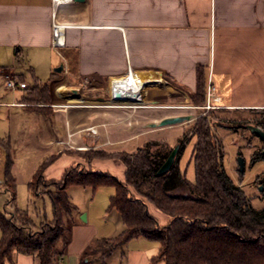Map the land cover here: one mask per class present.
<instances>
[{"label": "crops", "instance_id": "1", "mask_svg": "<svg viewBox=\"0 0 264 264\" xmlns=\"http://www.w3.org/2000/svg\"><path fill=\"white\" fill-rule=\"evenodd\" d=\"M61 1L55 8L53 0H0V90L2 85L5 88L0 96V120L7 124L0 132V146L5 147L2 154L6 151L2 158L5 169L9 161L15 165L17 155L12 148L17 146L28 145L35 152L45 149L51 152L49 158L53 157L54 133L60 135L55 138L59 153L68 146L79 150L127 144L150 127L162 128L156 123L164 118L183 114L197 118L210 110L205 107L209 100L217 109L264 110V0ZM60 66L63 69L58 71ZM199 67L206 74L203 106L191 104ZM129 69L142 77L164 79L157 88L158 99L138 107L98 101L112 99L121 88L120 95H126V78L121 85L117 80ZM54 73L65 81L59 90L62 98L54 97L57 79H53L51 103L41 105L49 107L50 117L40 124L37 112L27 108L30 103L24 102V97L36 81L45 82ZM8 79H14L16 87L10 88ZM84 80L98 82L89 87L94 94L83 92ZM103 86L107 87L104 92ZM10 94V99L3 98ZM69 95L72 97L63 98ZM164 101L170 103L162 104ZM182 101L188 104H180ZM91 127L98 131L93 134ZM24 135L29 138L23 139ZM91 137L93 142H89ZM76 161L73 154H57L45 168V178L60 180L61 165ZM94 166L98 171L115 170L120 177L126 170L119 158H95L87 167ZM251 166L254 169L255 163ZM39 167L27 187L30 193L45 196L48 191L34 193L29 186ZM254 171L252 179H260L264 166ZM12 174L17 182L13 167ZM243 175L235 180L251 200ZM4 180L5 170L0 174V193L12 195ZM74 186L66 191L76 209L64 216L67 240L58 243L55 256L68 264H151L159 242L139 235L122 245L110 244L125 228L119 211L108 208L115 188H92L91 196L85 191L89 198L82 204L72 198L70 187ZM262 201L258 205L253 200V205L259 208ZM158 214L163 222L167 220L166 214ZM0 264L41 262L36 252L14 250L11 256L0 255Z\"/></svg>", "mask_w": 264, "mask_h": 264}, {"label": "trees", "instance_id": "2", "mask_svg": "<svg viewBox=\"0 0 264 264\" xmlns=\"http://www.w3.org/2000/svg\"><path fill=\"white\" fill-rule=\"evenodd\" d=\"M55 78L54 73L45 82L36 81L24 102L51 103L50 84ZM191 102L198 106L206 103V74L202 67L198 68L197 87ZM223 120L224 117L212 114V110L202 113L180 140L181 158L185 149L183 141L196 139L192 153L194 181L182 173L178 161L166 173L157 174L171 150L166 142L156 139L148 140L133 153L97 149L99 154H105L86 157L87 165L97 157L119 158L126 167L122 178L107 171L81 168L84 163L76 161L66 168L60 180L47 179L44 169L55 158L50 157L34 175L38 184L47 183L59 188V192L50 193V197L54 221L61 229L50 234L31 233L29 228L33 222L29 214L16 208V181L12 174L13 164L9 161L4 181L12 190L9 203L16 211L8 214L0 209L1 257L22 250L36 252L41 264H53L58 243L67 240V227L62 226L64 216L76 209L66 190L77 184L94 189L101 186L115 188L108 208L119 211L125 228L114 238L113 245H122L139 235L155 240L160 248L151 264L159 261L164 264H264V204L259 208L254 206L241 183L224 166L221 145L213 131V127ZM248 125H260L264 129V119ZM263 150L264 146L253 153L252 164L264 159ZM238 172L244 174L239 168ZM35 179L29 186L37 193L38 190L33 188ZM261 181L264 182V176ZM182 184L187 191H177ZM151 204L168 215L166 224L151 211ZM20 218L24 219L22 226L18 223ZM10 233L14 236L8 237Z\"/></svg>", "mask_w": 264, "mask_h": 264}, {"label": "rangeland", "instance_id": "3", "mask_svg": "<svg viewBox=\"0 0 264 264\" xmlns=\"http://www.w3.org/2000/svg\"><path fill=\"white\" fill-rule=\"evenodd\" d=\"M57 80L61 82V84L64 86L63 83H65L64 79H61L59 76L56 75ZM84 84L82 86L83 92L87 93L88 95L94 94L93 92L90 93L89 87L92 86L93 84H98V82H93L92 80H84ZM51 87V86H50ZM106 86L102 87V91H106ZM4 86H1L0 90V96H3L5 94L4 91ZM117 95L114 93L112 95V100H118L116 102H122L124 101V95L121 94V89H119ZM120 97H119V95ZM70 96V95H69ZM68 96V97H69ZM126 96V95H125ZM11 94L9 97H3L5 100L10 99ZM71 97V96H70ZM80 97V96H79ZM82 98V97H81ZM83 99V98H82ZM178 99V98H177ZM180 100V98L178 99ZM182 100V99H181ZM115 102V103H116ZM170 102H162V104H167ZM174 103V102H171ZM212 103H214L212 101ZM119 104V103H116ZM146 103H138V105H143ZM151 104V103H147ZM180 104H188L184 103L183 101L180 102ZM193 104V103H191ZM215 104V103H214ZM42 104L40 103H30L27 107L29 110L33 112H37L38 114V122H41L42 120L46 119L45 117L49 118V107H42ZM3 108L0 107V114H2ZM48 110V111H47ZM205 110V109H204ZM212 110V114H215V116H220L224 117L225 120L221 122V124H217L216 126L213 127V131L217 137L218 143L221 145V151L223 153V163L230 175L234 179L237 177L242 176L238 172L239 164H238V155L239 153L245 158V174L243 175V181L246 182V188L247 190L251 193V203H254L260 205L261 201H264V189L260 190L259 186L263 185L264 182L261 181L260 179H252V173L255 172L254 170H257L261 166H264L263 160H259L255 163L254 169L253 166H251V158L256 150H260L264 146V140L261 139L259 136H255L254 132L248 128V124L251 123L254 120L258 119H264V111L262 112H255V111H248V112H243L241 110H226V109H217L216 107ZM187 113V112H183ZM198 115L200 114V109H197L196 112ZM195 113V114H196ZM184 115V114H183ZM191 119L189 121H182L179 123L175 124H168V125H163L160 126L162 128H153L150 127L149 132L145 133L143 136H140L137 140L135 139L134 141L127 142V144L120 145L116 144L113 146H91L88 147L87 149H79L75 150L73 146H68L69 149H63L62 152H66L69 154H73L79 162L81 161L84 164H81V168H87V161L86 157L90 156H97L100 154H105V153H98L97 149H105V151H118V150H123L124 152H135L138 147L143 146L148 140L151 139H156L159 141H164L167 143L168 148L172 151V149L179 144L181 146V138H183L184 133H187L190 131V128L192 124L196 121L195 119ZM217 119V118H216ZM47 120V119H46ZM45 121V120H44ZM7 128V124H3V122L0 120V132L5 131ZM93 134L95 132L92 131ZM23 135V134H22ZM54 136V144H55V149H54V155L53 157H56L57 154L62 153V152H57L59 148L56 147L57 142L55 139L56 137L60 138L58 134H53ZM24 138H29V137H23ZM93 137L89 139V142H93ZM99 142V140H97ZM195 137L192 138L190 141H186V139L183 141L185 144V149L184 152L180 158L179 156V151H180V146L178 153L175 158V163L177 161L180 164L181 171L182 173H186V176L190 180H195V163L194 159L192 158V153H193V148L195 144ZM98 143H94V145L97 146ZM62 145V144H59ZM5 150V147L0 146V174H2L5 170V160H3V154L2 151ZM34 149H31L28 145H21L17 146L16 148H12V153L17 155L16 163L13 166V173L16 176L17 182H16V208L22 210V211H27L29 214V217L32 219V229L29 228V231L31 233H52V232H57L61 229V227L54 221L55 219L53 218L54 212H53V204L51 197L49 196L50 193H58L59 188L56 185H48L40 183H37L36 176L33 177V188L37 189L38 192H45L48 191L49 194L45 196H37L36 194L34 195L33 193H30L27 187V182L28 180L31 179L32 175L34 174L35 170L41 165V163H44L49 156L51 155V152H48L43 149V150H38L37 151H32ZM98 158V157H97ZM94 160V159H93ZM60 164L62 163L61 161L59 162ZM59 164V165H60ZM73 162L65 165H61V172L63 175L64 171L66 170L67 167L71 166ZM101 169V168H100ZM104 169V168H103ZM102 169V170H103ZM45 170V169H44ZM92 170H98V167L94 166V169ZM107 172H110L113 175H117L120 177V175L117 173L115 170H108L107 168L104 169ZM103 170V171H104ZM45 175V172H44ZM54 176H57V172H54ZM264 176V175H263ZM123 177V176H122ZM120 177V178H122ZM77 185V184H73ZM241 185V184H240ZM39 186V187H38ZM72 186V185H70ZM113 187V186H111ZM54 191H51L52 189ZM87 189V190H86ZM104 189H111L110 186H104ZM187 191V188L182 184L181 187L178 188L177 191ZM88 191L89 195H92V187L91 188H86V186L83 185H77L74 187H70V193L72 194V198L75 200H78V202H81L82 204L87 203V198H89V195L86 192ZM13 194V193H12ZM69 195V194H68ZM10 194L8 192H1L0 193V209L8 214H12L16 211V208L13 207L11 204L6 205V202L11 199ZM253 199V200H252ZM101 200V199H99ZM262 201V202H263ZM96 207L99 206L95 205ZM101 206V203H100ZM151 211L160 219L161 223H167L168 222V215H166L167 220L163 222L162 217H160V211L157 209V207L154 204L150 205ZM117 211V210H115ZM118 213V211H117ZM165 214V213H164ZM53 218V219H52ZM64 224L62 226L67 227V224L65 221H63ZM19 225H23L24 219H21L18 221ZM14 236V234H12ZM11 233L9 234L8 237L12 236ZM155 241V240H153ZM115 241L110 242L111 245H113ZM157 242V241H155ZM109 244V245H110ZM114 246V245H113ZM57 256H54V259H57Z\"/></svg>", "mask_w": 264, "mask_h": 264}, {"label": "built area", "instance_id": "4", "mask_svg": "<svg viewBox=\"0 0 264 264\" xmlns=\"http://www.w3.org/2000/svg\"><path fill=\"white\" fill-rule=\"evenodd\" d=\"M53 1H54L55 8L60 2H63L61 0H53ZM125 78H126L125 81H127L128 90H132L133 89V87H132L133 84H134L135 87H137L136 83H135V79H137L136 81L143 80V81H147V82H149L151 80H154L155 83L158 85V86H156V88H158L159 85L164 82V79L162 77H142V76L134 73L131 69H129V71L127 72V74H126V76L124 78H119L117 80V81L120 82V85H121L123 79H125ZM7 84H8V86L10 88H14V87H16L17 82L14 79H8L7 80ZM20 85H23V84L20 83ZM142 92H143V89L138 90L137 88L135 90H132L131 92H129L132 96H130V97L128 96V99L125 100V101H128V102H124L125 104L123 103V105L132 106L134 101H138L137 98L142 97L144 95V93H142ZM210 93H211V89H210ZM209 95H211V94H209ZM100 102H104L105 104H114V105H116V103H115L116 101L112 100V99H106V101H100ZM205 107L207 109H211V108L215 107V105L213 103H211V101L209 100ZM53 264H68V263L63 262L61 259L58 258V259L53 261Z\"/></svg>", "mask_w": 264, "mask_h": 264}, {"label": "water", "instance_id": "5", "mask_svg": "<svg viewBox=\"0 0 264 264\" xmlns=\"http://www.w3.org/2000/svg\"><path fill=\"white\" fill-rule=\"evenodd\" d=\"M79 1H83V0H79ZM62 69H63V66H60L58 68V71H61ZM72 91L74 94L78 93L77 89H72ZM97 100L106 101V99H104V98H99ZM190 119H191V116H188V115H179V116L167 117V118L162 119L159 123H156V125L163 126V125H168V124H175V123H179L182 121H189ZM248 128L250 130H252L254 133L258 134V136H260L264 140V129L263 128H261L260 126H257V125H248ZM179 146L180 145L177 144L172 149V151L168 155L165 162L159 168V170L157 172L158 175H162V174H164L170 170V168L172 167V165L175 162V158H176V155L178 153ZM263 152H264V150H263ZM238 164H239L240 171L244 172L245 171V158L240 153L238 155Z\"/></svg>", "mask_w": 264, "mask_h": 264}, {"label": "bare ground", "instance_id": "6", "mask_svg": "<svg viewBox=\"0 0 264 264\" xmlns=\"http://www.w3.org/2000/svg\"><path fill=\"white\" fill-rule=\"evenodd\" d=\"M137 79H135V83H136V86L137 87H135L134 86V84L132 85V87H133V89L132 90H135L136 88L138 89V90H140V89H143V92L142 93H144V95L142 96V97H139V98H137L138 99V101H134L133 102V107H138V106H140V105H138V103H146V102H148V101H151V100H153V99H158V95L160 94V92L159 93H157V88H156V86H158L156 83H155V81L154 80H151V81H149V82H147V81H143V80H141V81H136ZM161 85V84H160ZM159 85V86H160ZM168 86H170V85H168ZM63 88V85L61 84V82L60 81H58V80H55L54 82H53V91H54V97H55V99L56 100H59V99H61L62 97H61V94H60V92H59V90H61ZM132 90H128L127 91V93H126V96L124 95V101L122 102V105H123V103L124 102H128V101H125L126 99H128V96L130 97V96H132L129 92H131ZM167 90V89H166ZM72 97V96H71ZM64 99H68V98H70V96L68 97V96H64L63 97ZM75 98H76V100H80V101H82L83 99L81 98V97H79V96H75ZM64 99H63V101H64ZM116 103H121V102H116ZM125 104V103H124ZM144 105V104H143ZM127 106V105H126ZM178 107H186V106H178ZM192 119H194V117L192 118ZM91 131H93V132H97L98 131V129H97V127H91Z\"/></svg>", "mask_w": 264, "mask_h": 264}]
</instances>
